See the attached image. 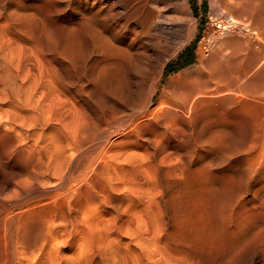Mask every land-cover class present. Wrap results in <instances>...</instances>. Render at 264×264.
I'll use <instances>...</instances> for the list:
<instances>
[{"label": "rangeland", "instance_id": "obj_1", "mask_svg": "<svg viewBox=\"0 0 264 264\" xmlns=\"http://www.w3.org/2000/svg\"><path fill=\"white\" fill-rule=\"evenodd\" d=\"M66 1L25 0V9L15 16L28 22L32 15V24L27 23L31 27L12 19L11 4L5 7L7 11L0 8V131L8 133L0 135V161L6 164L0 168V184L10 178L9 170L18 162L8 157L15 146L29 148L35 162L40 160L45 167L29 178L33 186L28 188V197L39 198V203L43 200L38 204L41 207L48 202L47 209L67 212L65 217L70 219L79 215L75 226L67 217L62 218L63 225L56 224L62 219L54 217V230L47 229L54 236L48 231L42 234L44 238L49 234L45 240L40 236L43 245L38 240L31 252L34 257L30 252L23 255L19 244L16 264H264V27L239 14L244 0H217L214 4L187 0L189 20L194 24L189 38L186 36L188 41L179 34L170 40L160 32L139 34L131 26L105 20L102 13L99 23L105 27L98 26L86 12L95 10L93 0ZM26 13L25 20L21 16ZM173 13L180 14L177 8ZM211 15L248 21L256 32L235 29L207 40L205 34L217 33L210 24ZM89 27L114 33L108 41L114 58L106 51V59L115 62L108 65L116 72L107 69V54L97 48ZM227 55L238 61L239 85L252 82L258 86L239 92L236 108L228 105L223 110L224 132L216 134L205 123L215 118L213 112L196 118L190 115L191 126L171 132L169 144L160 153L153 143L118 127L121 116L144 100L134 102L109 92L105 85L109 73L120 72L118 76L125 81L142 70V65L148 72L166 62L162 83L168 84L187 68L199 73L202 58L208 69L214 56L229 58ZM103 64L105 74L100 72ZM15 176L11 180L16 181ZM14 180L6 189L11 191L9 195L18 194L14 190L18 180ZM243 183L246 190L241 194ZM14 195L13 201L22 198ZM64 225L67 230L62 229ZM55 240L57 245L51 243Z\"/></svg>", "mask_w": 264, "mask_h": 264}, {"label": "bare ground", "instance_id": "obj_2", "mask_svg": "<svg viewBox=\"0 0 264 264\" xmlns=\"http://www.w3.org/2000/svg\"><path fill=\"white\" fill-rule=\"evenodd\" d=\"M68 1H66V2H68ZM216 1L217 0H211L210 2L214 4V3H216ZM24 2H25V0H0V8L5 9V7H7V5L9 6L11 4L12 6H14V10H12V11L9 10L10 11L9 14H11V16H12V14H14V16H15V14L18 13L19 10L21 11V9H25L24 8ZM218 2H220V1L218 0ZM243 2H242L243 3L242 9H241V7L239 8V10H240L239 14L246 16L247 18H250V19H255V21L258 25H260L261 27H264V0H244ZM240 4H241V2H240ZM67 5L69 6V4H67ZM92 5L94 6L95 10L93 8L92 9H86V12H87L89 18L92 19V21L94 20V22L96 23L95 25H98V26L101 25V23H99L100 19H101L100 16L103 14V18L105 20L106 19L107 20L113 19V20L117 21L118 24H120L121 26H124L125 28H127L128 26H131V28L133 27L132 28L133 31H134V29H138L140 32L136 31V33H139V34L140 33L141 34H149L152 32H160V34H162L165 37V40H167V39L170 40L172 37L176 36L177 34H179L182 38H185L187 35L189 36V33L191 32L192 27L194 25V24L192 25V22H190L191 18L189 17L190 15H188L187 0H93ZM173 5L175 7H172ZM70 7H71V5H70ZM175 8H177L181 14L180 15L178 13L179 14L178 17L176 16L177 15L176 13H175V16H174V13L172 14L173 9H175ZM81 11H83V10H81ZM236 11L238 12V10H236ZM19 13H21V12H19ZM27 13H28V11H27ZM100 13H102V14L100 15ZM24 14H25V12H24ZM16 16L14 18H12V17L11 18L15 20ZM24 16H25V20H26L27 19L26 16H28V14L22 15L21 17H23V19H24ZM31 16L32 15H30V17ZM30 17H28V18L31 19L32 17L31 18ZM85 17H87V15ZM89 18H86V19H89ZM189 18H190V20H189ZM29 19H28V22L29 21L31 22L32 20H29ZM210 19H211L210 24L214 25V28L217 29L216 31H213V30L212 31L217 32V33H212L208 36H206V34H205L204 37L207 40H211V39L214 40L216 35L221 34V32L232 31V30L235 31V29H240L242 31H247V32H256L255 27L250 26L248 21H243V20L241 21L240 19H236L231 15L225 19L218 18L216 16L211 15ZM17 20H20V19L18 18ZM17 20H15V21H17ZM21 20H22V18H21ZM83 21L85 22V18ZM88 21L89 20H87V22H85V23L87 24ZM178 21H180V22H178ZM21 22H24L25 24L28 23L27 20L26 21L23 20ZM21 22L19 24H21ZM16 24H18V23L16 22ZM31 24L32 23H30V25ZM21 25L25 27L24 24H21ZM114 25H115V23H114ZM22 26H20V27H22ZM27 26H29V25L27 24ZM101 26L105 27L104 25H101ZM108 26H109V24H108ZM29 27H31V26H29ZM91 28L89 27V29H91ZM22 29H24V28H22ZM25 29H27V28L25 27ZM42 29H43V27H42ZM93 29L94 28L91 29L92 33H93ZM100 29L95 27L94 31L96 30L97 32H94L95 34L90 33L91 35H94L93 36L94 41H95L94 43L98 47L94 43H92V44H94L95 47H97V48L102 47L103 49L102 48H100V49L104 50L105 52L104 51L103 52L106 53V51L109 52V50L113 49V48L111 49V45L108 44L109 43L108 41L110 39L112 32H108V31L107 32H99ZM262 30H264V29H262ZM112 34H114V33H112ZM155 34H152V35H155ZM91 35H90V38L92 37ZM149 35H151V34H149ZM157 35H158V33H157ZM93 37H92V40H93ZM111 37H113V36H111ZM159 37H161V35ZM181 37L179 39H181ZM149 38H151V37L149 36ZM149 38L147 37V39H149ZM176 38H178V37H176ZM176 38H174V39H176ZM188 38L186 39L187 41H188ZM155 40L158 42V38ZM184 42H186V41H184ZM235 42H237V41H235ZM110 43H111V41H110ZM234 43L233 44L230 43V47H231V44L233 46L238 44V43H235V45H234ZM111 44L113 45V43H111ZM199 47L203 51L204 46H202V44H201V46H199ZM97 48H96V50H98ZM100 49H99V51H101ZM115 49H116V47H115ZM110 52H112V51H110ZM113 52H115V50H113ZM110 54H112L111 57L114 56L113 53H110ZM103 55L99 56V57H103ZM219 55H217V56H219ZM107 56H109V55L107 54L104 59H106ZM124 56H125V54H124ZM227 56H230V55H227ZM231 56L229 58L221 56L219 58L217 57L216 59L214 56L212 59L213 61L211 63L208 62V63H210L209 65L207 63L208 69L205 66L206 64L204 65V61L202 58V60H201L202 64L197 67V69L198 68L200 69L199 73L195 74L193 72V68H187L183 71L178 72L176 75L172 76L169 79L168 84L162 83L163 71H164V67L166 66V62L161 63L160 67H158V69L156 71H154L152 69V66H150V63H149V65L147 63L146 64L147 67L148 68L151 67V69H152V71L149 70L147 72V71H143V67H142L143 65L141 66L140 65L141 63H139L137 61V64H139L141 67L137 64H136L137 66L136 65L135 66L136 67L139 66L140 68H142V70H138L136 72V74L134 72L135 76L134 77L132 76V78L127 79V77H126L125 78V81L127 79L126 82L123 81L120 78V76H118L120 74L119 70L117 71V72H119V74L114 73L116 75L109 73V76L105 77L106 78V80H105L106 84L105 85L107 87H109V89H108L109 92L113 91V92L117 93L119 96H126L127 98L124 97L125 99H129V100L131 99L134 102L139 101L141 103V101L144 100V102L142 104H140V106L138 108L132 109L131 111L129 110V112L125 116L124 115H122L123 117L121 116L122 120H120L121 121L120 126L118 125V127L121 128L125 133H134L140 139L146 141V143L147 142L153 143L155 145L154 150L156 152H160V153L163 152L164 147L167 146V144H169L171 132L177 131V130H180L182 132V131H184L185 125L191 126L192 118L190 117V115H192L193 118H196L198 115H201V114L204 115V114H207L209 112H213L215 115V118L213 120L206 121L205 123L216 134L223 131L225 129L226 125L224 124V122L221 123V117L223 116V110L226 108V106L229 105V107H231V108L232 107L236 108L237 103L239 101L238 93L239 92L241 93L244 90H252L253 88H255V86H258V85L253 86L254 84L252 82H247V83L243 84V86L239 85V84H241V83H239L241 75H238V73H239L238 61L233 56H232V58H234V59H232ZM235 57H236V55H235ZM120 58H122V57H120ZM155 58H157V57H155ZM100 59L101 58H99L98 61ZM153 59H152V61H153ZM259 59H261V58H259ZM262 59H264V58H262ZM96 60H97V57H96ZM101 60H103V58ZM109 60H111V59H109ZM113 60H115V59H113ZM115 61H117V58ZM131 61L132 60H130V62ZM101 62L104 63L105 61L104 62L101 61ZM109 62L110 61H108L106 59L105 65H108ZM113 63H115V62L113 61ZM113 63H111V65ZM152 63L154 64V62H152ZM132 64H134V63H132ZM132 64H130V66H132V69H133ZM92 65L93 66H89V68L94 67L95 63ZM146 65H144V66H146ZM139 67L137 69H139ZM147 67H145V68L148 70ZM104 68L102 70H100V72L104 71V70L107 71V69L110 70L111 67L109 66L106 69V66H105ZM247 68H249V67H247ZM246 69H245V71H246ZM113 70H110L109 72H111V71L116 72L117 69L115 70L113 68ZM104 72H101V73L103 74ZM110 74H112V75H110ZM262 74H264V73H262ZM242 75H243V73H242ZM244 75H246V74H244ZM249 75L252 78V75L251 74H249ZM98 76H99V78L100 77L102 78L101 75H97V77ZM257 76L259 77L260 75H257ZM261 77H264V76H261ZM244 79H245V76H244ZM241 82H244V81H241ZM255 82H256V80H255ZM262 82H264V81H262ZM124 91H125V94L123 95ZM124 101H126V100H124ZM126 102H128V101H126ZM139 102H138V104H139ZM138 104H137V106H138ZM121 118L119 117V119H121ZM0 129H3V128H0ZM6 131H8V130H6ZM2 132L0 131L1 137L7 133L4 130ZM2 134H4V135H2ZM11 138H13V137H11ZM16 139H17V135H16ZM10 140L13 141L14 139L13 140L10 139ZM15 141H13V144ZM7 142H9V141H7ZM24 142H26V141H24ZM9 143H7V144H9ZM171 143H174V142H171ZM13 144H11V145H13ZM23 144H25V143H23ZM11 145H10V147H11ZM0 147H2V146H0ZM10 147L8 146L7 150H9ZM15 147L17 148L18 146H15ZM28 147L29 146H27V148ZM249 147H251V146H249ZM4 148L6 149L7 147L5 146ZM258 149H259V147H258ZM7 150H5V151H7ZM14 150H13V152H14ZM13 152L11 151V155L10 156L8 155V157H10V158L14 159V161L16 160V162L17 161L18 162L10 168L9 174H8V175H10V178H8V180L6 182H3L4 181V179H3L2 180L3 184H0V264H16L17 258L19 257L17 255L20 254V253L17 254V248L19 247L18 246L19 244H21L23 246L21 253H23V255H25V253H27L25 256H29L28 253L30 252V254H31L33 249H35L34 247L35 246L37 247V244H39L38 240H39L40 236L43 237L42 234L44 232L46 233L50 229L49 227L51 225H53V224H51L52 219L54 217H56V218L60 217L61 219L62 218L66 219L67 216L65 217V215L69 214L67 212H66V214L61 213L59 211L55 212L56 210H54V212H53L51 210V207L49 209H47V207H45L47 205L46 203H48V202L44 203L45 206L41 207L38 204H40L43 200L39 203V198L36 199L37 201H35L34 199L33 200L31 199V195H30V197H28L29 196L28 190L31 189L33 186V185H31L32 180L29 178L34 177V176L36 177V175L38 173L37 171L40 172L42 166H44V165L42 164L43 162H41L40 160H39V162H41V163L35 162V159L33 158L35 156H33V153H30L32 151L29 150V148H28V150L25 149V147L24 148H17L15 150V153H13ZM255 155H256V153H255ZM0 160H1V158H0ZM250 160L251 159H249V161ZM1 162L2 161H0V164H1ZM33 162L36 164L33 165L32 164ZM247 163H249V162H247ZM2 164H3V162H2ZM2 164H1L2 167H0L1 170H2L3 166L6 165V164L5 165H2ZM4 169H6V168H4ZM34 169L36 170L34 172L35 175L32 174L33 173L32 171ZM43 170H44V168H43ZM43 170H42V172H43ZM3 173H2V175H3ZM30 174H32V176H30ZM15 175H17V176H15ZM18 175H20V176L26 175V177H25V179L23 178L24 179L23 180L22 179L23 176L20 177ZM252 175H253V172H252ZM14 176L17 177V178H15L16 181L18 180L17 184L15 183L16 187L14 188V190H16L18 192V194L15 193V195H14V194H12L13 193L12 192L9 195L10 190H6V189H8V187L11 185V181L14 180V179L11 180V178ZM20 178H21V181H20ZM28 180H31V182ZM22 182L24 183L22 185L23 187H21V185H20V183H22ZM27 182H30V187H29V183L27 185ZM33 182H34V180H33ZM242 186L243 187L241 188V192H240L241 194L246 190V189H244V183ZM71 188H70V190H71ZM74 189L75 188L73 187V190ZM5 190L8 191V193H5ZM5 194H7V196ZM13 195L14 196L17 195V199L20 196L22 198L21 199L19 198L20 200H14L13 201L12 200ZM239 197H241V196H239ZM242 197H244V196H242ZM244 201H246V200H244ZM51 204H50V206L53 205V204L52 205ZM252 205H251V207H253ZM48 206H49V204H48ZM72 206H74V205H72ZM262 206H264V205H262ZM79 207H80V205H79ZM73 208H75V207H73ZM76 212H77V210H76ZM70 215H72V214H70ZM76 215L77 214H73L71 216V219L69 217H67L70 219V222L72 221L73 226H75L74 225L75 222H78L76 220H77V218H79V215L77 218H76ZM63 219H62V221H64ZM59 221H61V220L59 219ZM62 221L57 222V223L55 221V223L56 224L60 223V225L61 224L63 225L65 223V221L63 223H62ZM67 222L68 221H66V223ZM72 224H71V226H72ZM76 225L78 226V224H76ZM53 226H51V227L53 228ZM62 229H66L65 225H64V228H62ZM44 230H46V231H44ZM53 230H54V228H53ZM57 231H58V229H57ZM48 232H50V231H48ZM47 234H45L46 237H48ZM49 234L53 235L52 230ZM55 235H56V233H55ZM43 238H41V239H43ZM45 238H44V240H45ZM54 238L55 237H52V240ZM50 239L51 238H49V240ZM49 240H47V241H49ZM39 241L41 243V240H39ZM42 242H44V241H42ZM56 242H57V240H55V242H51V243H55L57 245L58 243H56ZM59 243L61 244L60 241H59ZM41 244L43 245V243H41ZM47 245H49V244H47ZM52 245H54V244H52ZM59 246H61V245H59ZM39 248L43 249V246L41 247V245H40ZM53 249L55 251L54 247H53ZM18 251H19V249H18ZM32 254H34V253H32ZM23 255H20V256L23 257ZM75 256H76V254H75ZM32 257H34V256L32 255ZM27 258H24V260ZM29 260H33V258L29 259ZM27 262H28V260H27ZM21 264H23V262Z\"/></svg>", "mask_w": 264, "mask_h": 264}]
</instances>
